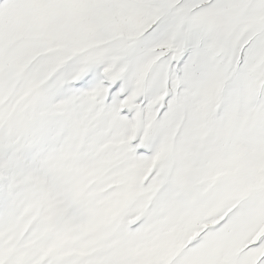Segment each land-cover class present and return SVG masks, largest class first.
I'll return each mask as SVG.
<instances>
[{
	"label": "snow or ice",
	"instance_id": "1",
	"mask_svg": "<svg viewBox=\"0 0 264 264\" xmlns=\"http://www.w3.org/2000/svg\"><path fill=\"white\" fill-rule=\"evenodd\" d=\"M0 264H264V0H0Z\"/></svg>",
	"mask_w": 264,
	"mask_h": 264
}]
</instances>
